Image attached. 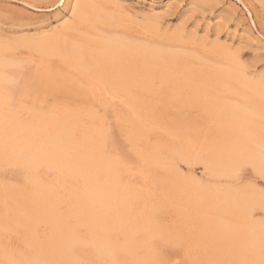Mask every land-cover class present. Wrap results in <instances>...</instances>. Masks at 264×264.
Listing matches in <instances>:
<instances>
[{
    "label": "bare ground",
    "instance_id": "1",
    "mask_svg": "<svg viewBox=\"0 0 264 264\" xmlns=\"http://www.w3.org/2000/svg\"><path fill=\"white\" fill-rule=\"evenodd\" d=\"M57 4L71 17L76 7L61 32L0 40V264L134 261L161 233L180 239L191 264H261L264 226L252 220L254 208L264 211L261 196L200 186L179 166L199 165L216 179L233 177L241 164L259 168L264 82L248 78L227 51L211 48L215 63L162 49L164 41L137 45L130 32L103 35L119 30L122 17L86 0ZM159 16L142 29L145 38L153 37ZM20 48L30 54L18 56ZM71 89L80 104L66 101ZM164 89L170 104L197 107L201 120L173 112L160 120L144 98ZM59 91L63 99L56 100ZM107 110L136 162L123 164L108 148ZM151 168L174 178L158 184ZM8 170L18 172L17 182L3 178Z\"/></svg>",
    "mask_w": 264,
    "mask_h": 264
},
{
    "label": "rangeland",
    "instance_id": "2",
    "mask_svg": "<svg viewBox=\"0 0 264 264\" xmlns=\"http://www.w3.org/2000/svg\"><path fill=\"white\" fill-rule=\"evenodd\" d=\"M58 1L59 0H0V40H33L38 37L61 32L64 25H66L65 21L71 23L72 19L70 20L71 15L69 9L66 13L63 12L64 15L62 14L58 8ZM86 1L90 4L100 6L101 9L109 14L122 17L124 24H128L126 29V26L123 24L119 30H108L109 32L103 30V35L105 36H113V34L126 36V32H130L129 36L127 34V37L137 45L149 44L151 46L154 45V47L157 45V47H160L164 41L160 48L163 47L165 50L180 54H190L194 57L201 54L199 57H204V59L208 58L207 60H213L215 63H219V61L209 56V50L211 48H216L219 51H227L230 55L238 59V64L241 69L245 71L248 78L264 82V0H172L170 2L167 0H156L158 2L155 5H150L148 2H143L141 0ZM153 15H160L158 17L159 22L157 21V25L154 27V29L157 28V30L154 31V38H145L142 34V29L148 26V22ZM126 16H128L130 20L132 19V21ZM123 17H126V21ZM120 30H123V32L125 31V33L123 34ZM158 37L159 39H157ZM170 37H173L176 41H168L167 38ZM154 40L158 41V44H155L156 42ZM180 48L184 50L182 51ZM197 48H201L200 51ZM20 49L17 50L18 56L24 57L30 54L28 50H26V52L28 51V53H26L23 51L25 50L24 48H22L23 50ZM206 55H208V57ZM192 62L194 67H198L200 64L196 60ZM29 71V69L23 71V77L26 80L31 78ZM164 92H166V94ZM56 95V100L63 99L62 91H59ZM156 97L152 98V96H145L146 99L144 98V100L147 102L149 100L150 103L152 102V105L153 103L154 105L156 104V107L153 105V110L155 107L154 113H156L163 122L174 118L175 115L179 116V118L177 116V119H183L189 122H195L202 118L201 116L199 119L200 112L197 107L192 108L187 104L179 106V104L172 102L173 105L170 104L169 92L165 89L158 94L157 98ZM79 98L77 90L71 89L65 99L74 104H80L81 101H78ZM163 98L166 100L168 99L167 102ZM154 99L155 102H153ZM48 102H52V98H48ZM194 111L198 115L194 114ZM104 114L107 118V131L109 135L107 142L108 148L111 149L112 142L116 141L119 143L127 160L131 163L136 162L131 152V147L126 138L123 137L124 135L121 133L116 122H114L115 120H113L112 112L107 110ZM155 138L156 140L161 139L163 142L165 141L164 138L159 136H152V141H154ZM137 162L141 164L138 158ZM179 167L181 168V176L183 178L192 180L200 186L212 187L220 190H225L226 188V190L232 189V191L234 189H236L234 191H238L239 189V191H246L250 189L248 187V178L253 175L251 167H240L233 177L217 178V180L216 177L210 175L209 172H206L199 165L180 164ZM9 171L10 170H8L6 174L4 173V176H6H3V178H6L7 180H5L9 183L17 182L19 178L18 172L15 170H13V172L12 170ZM149 173L158 184L171 182L174 178L171 173H161L158 172L157 169L151 168L149 169ZM15 177L17 179H14ZM253 192L257 193L256 195L259 194L258 191ZM252 217L255 223L264 226V211L260 210V208H254Z\"/></svg>",
    "mask_w": 264,
    "mask_h": 264
},
{
    "label": "snow or ice",
    "instance_id": "3",
    "mask_svg": "<svg viewBox=\"0 0 264 264\" xmlns=\"http://www.w3.org/2000/svg\"><path fill=\"white\" fill-rule=\"evenodd\" d=\"M76 16V7L72 9L73 19ZM69 21H65L68 24ZM6 103L11 106L13 98L9 95ZM111 153L123 164H128L127 157L123 154L119 143L112 142ZM241 168L251 167L253 175L248 178V187L253 191H258L261 196V203L264 206V163L259 168L254 165H240ZM147 249V255L144 256V249ZM136 255L140 258L129 260H114L112 264H191L184 246L178 237H172L161 233L158 237H153L144 242L143 247L138 249ZM7 264H17L16 261L9 260ZM264 264V260H261Z\"/></svg>",
    "mask_w": 264,
    "mask_h": 264
}]
</instances>
